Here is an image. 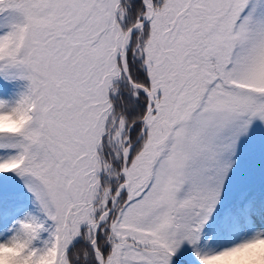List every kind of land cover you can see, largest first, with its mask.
Here are the masks:
<instances>
[{
	"label": "snow or ice",
	"instance_id": "6c2138e0",
	"mask_svg": "<svg viewBox=\"0 0 264 264\" xmlns=\"http://www.w3.org/2000/svg\"><path fill=\"white\" fill-rule=\"evenodd\" d=\"M0 264H264V0H0Z\"/></svg>",
	"mask_w": 264,
	"mask_h": 264
}]
</instances>
